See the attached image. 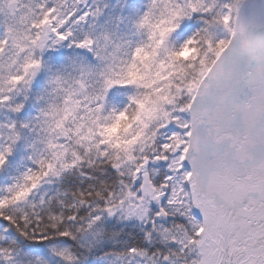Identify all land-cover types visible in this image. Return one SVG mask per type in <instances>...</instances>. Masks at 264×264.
Masks as SVG:
<instances>
[{
	"label": "snow or ice",
	"instance_id": "obj_1",
	"mask_svg": "<svg viewBox=\"0 0 264 264\" xmlns=\"http://www.w3.org/2000/svg\"><path fill=\"white\" fill-rule=\"evenodd\" d=\"M0 264H264V0H0Z\"/></svg>",
	"mask_w": 264,
	"mask_h": 264
}]
</instances>
